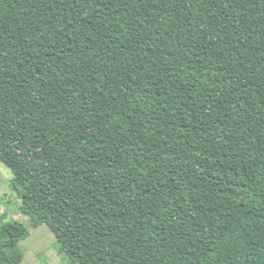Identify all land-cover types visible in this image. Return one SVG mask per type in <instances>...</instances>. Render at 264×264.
I'll return each mask as SVG.
<instances>
[{
    "label": "trees",
    "instance_id": "obj_1",
    "mask_svg": "<svg viewBox=\"0 0 264 264\" xmlns=\"http://www.w3.org/2000/svg\"><path fill=\"white\" fill-rule=\"evenodd\" d=\"M0 163V264H264V0H0Z\"/></svg>",
    "mask_w": 264,
    "mask_h": 264
},
{
    "label": "rangeland",
    "instance_id": "obj_2",
    "mask_svg": "<svg viewBox=\"0 0 264 264\" xmlns=\"http://www.w3.org/2000/svg\"><path fill=\"white\" fill-rule=\"evenodd\" d=\"M12 178L10 170L0 163V228L13 222L29 224L20 212V199L11 188ZM17 251L22 255L20 264H68L66 257L58 252L54 235L45 225L30 230L29 236L17 244Z\"/></svg>",
    "mask_w": 264,
    "mask_h": 264
}]
</instances>
